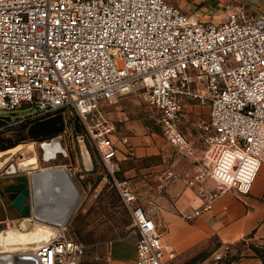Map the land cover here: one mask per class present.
I'll list each match as a JSON object with an SVG mask.
<instances>
[{"label":"built area","instance_id":"2783aa9c","mask_svg":"<svg viewBox=\"0 0 264 264\" xmlns=\"http://www.w3.org/2000/svg\"><path fill=\"white\" fill-rule=\"evenodd\" d=\"M197 80L205 89L191 94L210 110L202 125L205 149L191 179L203 202L180 213L187 221L226 194H249L264 165V14L235 7L215 22L168 0H0V111L7 113L0 116V136L61 116L85 167L88 144L94 146L106 168L103 180L129 212L137 264H173L178 254L163 240L160 207L145 209L131 180L119 177L118 154L131 160L136 152L107 107L141 86L160 112L167 140L193 153L178 127L186 116L178 94ZM87 247L58 232L32 255L38 264H81ZM229 249L220 247L217 263L235 264L225 260Z\"/></svg>","mask_w":264,"mask_h":264},{"label":"rangeland","instance_id":"374dc122","mask_svg":"<svg viewBox=\"0 0 264 264\" xmlns=\"http://www.w3.org/2000/svg\"><path fill=\"white\" fill-rule=\"evenodd\" d=\"M168 1L179 7L185 13L197 15L202 20L221 22L226 16L224 9L217 7L219 6L218 3L211 2L212 4H208V0ZM262 8L264 10V4ZM204 85L203 80H197L190 88L178 94L185 105L186 114V118L181 119L179 122V128L187 137L190 133L193 135L198 133L199 129L197 124L202 120L207 121L209 117V103H202L200 99L193 97L191 94L196 91L202 93L205 89ZM189 105H192V107L193 105H197V111H195L194 107L189 108ZM107 108L109 110V117L114 121L120 134H125V124H131L132 126L147 125V130L155 135V144L166 151V156L164 158L169 167H171L176 160L180 162L184 160L183 157L186 155L177 152L174 147L168 143L166 135L164 134V129L159 122L160 112L149 103L146 89L137 86L131 93L120 97ZM5 115H7L6 112L0 111V116ZM118 118L120 120H118ZM200 132L202 133V131ZM24 134L25 131L23 129H17L6 135L0 136V145L7 140L17 142ZM59 135H63L61 146L67 151V155L57 153L54 158L46 159L45 150L41 143H49L51 139L39 141L40 143H36L35 146L38 152L40 168L34 170V173L42 172L48 169V167H60V169L71 176L79 192V197L70 212L71 214L68 215L63 226L59 227V231H64L67 237L88 245L81 264H107L106 260L109 255V242L112 239L123 237L131 230L129 212L112 183L103 180L106 175V168L101 162L100 155L96 148L88 144L92 167L86 169L75 135H70V132H64V130ZM18 142L19 143H15L9 148L0 149V153L8 151L20 144L26 145L38 141L20 139ZM9 156L10 155H4L0 160L4 161ZM164 158L162 155H157L150 160L153 162H161ZM10 166L9 164L0 172V187H3L7 182L3 177V173L10 171ZM120 174L121 173H119V177L122 178ZM4 203L6 207L10 205L7 201H4ZM32 204L35 207L34 197H32ZM35 215V208H33V213L28 218H18L17 215H12L8 219L0 220V256L6 253L13 255H32V251L36 250L40 246V243L42 244L43 237L49 235L48 231L50 229L35 218ZM25 219L30 220L32 225L28 230H21L23 236L16 238V235L19 233L20 222ZM249 244L254 243L249 240H243L231 246L228 253H226V262L231 260L235 264H253L255 260L252 259L255 258L252 257L254 253L249 248ZM21 245H25L27 248L25 250H14V247ZM220 247L222 246L218 243L217 238L211 237L201 244L199 250L194 253V257H200L201 260L198 264H221L217 263L215 259V254ZM219 252L223 253L224 250L221 249ZM193 258L180 263L177 261V257L173 264H194Z\"/></svg>","mask_w":264,"mask_h":264},{"label":"crops","instance_id":"0c3cea01","mask_svg":"<svg viewBox=\"0 0 264 264\" xmlns=\"http://www.w3.org/2000/svg\"><path fill=\"white\" fill-rule=\"evenodd\" d=\"M211 2L218 3L217 7L224 9L225 14L235 7L264 14V0H208V4H212ZM193 107L197 111L198 106ZM193 107L189 105V108ZM204 122L206 120L197 124L199 131L194 135L190 133L187 137L182 132L193 153L181 151L168 141L177 152L186 155L182 162L176 160L171 167L164 158L166 151L155 144V135L144 124H125L124 128V135L130 137L136 157L127 160L123 152L118 154L120 176L131 180L140 204L145 209L152 203L160 207L157 219L165 227L163 240L174 247L180 263L193 258L201 244L211 237H216L220 246L229 248L243 240L264 244V165L259 170L249 194H226L215 202L210 211L203 212L191 221L180 216V213L191 212L203 202L196 194L199 184L191 183V179L195 176L196 165L205 149L200 132ZM117 144L121 146L120 143ZM157 155H162L163 161L150 160ZM168 171H173L175 177H168ZM204 184L208 189L214 187L213 181L208 178L204 180ZM12 215L17 214L11 211L10 205L6 207L0 198V220L8 219ZM59 233L65 234L64 231ZM136 240L137 236L130 233L112 239L109 242L107 264H137ZM252 260H255L253 264H261L259 259Z\"/></svg>","mask_w":264,"mask_h":264},{"label":"bare ground","instance_id":"6f19581e","mask_svg":"<svg viewBox=\"0 0 264 264\" xmlns=\"http://www.w3.org/2000/svg\"><path fill=\"white\" fill-rule=\"evenodd\" d=\"M43 146L46 159L53 157L60 149L59 145L52 146L45 143ZM4 155L10 156L4 161L0 160V170L6 168L9 164L11 165L9 169L18 173H31L40 168L37 148L33 142L26 145L20 144L8 151L1 152L0 158ZM84 162L86 167L90 169L92 161L87 153H85ZM35 176L36 201L38 205L40 204V210L36 218L50 229L48 231L49 235L42 239V243H44L50 237L55 236L59 231V227L63 226L68 215L71 214L75 202H77L79 192L72 182L71 176L60 168L46 169V171ZM69 182H72V184ZM31 225L32 222L28 219L21 221L16 238L22 237L21 230H28ZM26 248L25 245H21L14 247V250H25ZM14 258L15 255L10 253L1 255L0 264H15Z\"/></svg>","mask_w":264,"mask_h":264},{"label":"water","instance_id":"95a60500","mask_svg":"<svg viewBox=\"0 0 264 264\" xmlns=\"http://www.w3.org/2000/svg\"><path fill=\"white\" fill-rule=\"evenodd\" d=\"M75 128H76V132L79 134V138H83V135L81 134L82 129L77 121H75ZM62 141H63V136L59 135L54 137L47 144H50L52 146L59 145L60 149L59 152L57 153H64L63 148H61ZM42 147L44 149L43 144ZM56 154L51 158H54ZM57 168L60 167L49 168L47 170L57 169ZM39 173L32 172V173H19L13 175L11 177L13 182L4 187L5 192L9 193V198L11 200V207L16 211H18L23 218H28L29 216H31L33 213V208H35L36 215L40 210V204L38 205L36 201V182H35V177H36L35 175ZM72 182L69 183L72 184ZM32 197L35 198V207L32 204ZM14 260H15V264H38L36 258L33 255H28V254H17L15 255Z\"/></svg>","mask_w":264,"mask_h":264},{"label":"trees","instance_id":"16d2710c","mask_svg":"<svg viewBox=\"0 0 264 264\" xmlns=\"http://www.w3.org/2000/svg\"><path fill=\"white\" fill-rule=\"evenodd\" d=\"M25 131V134L22 138H19L17 142L12 140H7L0 145V149H6L13 146L18 141L24 139L43 141L46 139H51L58 136L64 130V122L61 116H56L47 120L39 121L32 124L29 127L21 128ZM249 248L253 251L254 255L252 256L255 259H259L261 264H264V244H249ZM200 257L196 256L193 258L194 264H198Z\"/></svg>","mask_w":264,"mask_h":264},{"label":"flooded vegetation","instance_id":"af4514ba","mask_svg":"<svg viewBox=\"0 0 264 264\" xmlns=\"http://www.w3.org/2000/svg\"><path fill=\"white\" fill-rule=\"evenodd\" d=\"M3 177L7 180V182L5 183V185L3 187H0V196H1V199L4 200V201L9 202L10 203V209H11V211L12 212H16L18 218H20V217H22L21 214L18 211H16L15 209H13L11 207V200L9 198V193L5 192V190H4V187L6 185H8V184H10V183L13 182V180L11 179L12 176L11 175L10 176L9 175H4ZM0 185H1V183H0Z\"/></svg>","mask_w":264,"mask_h":264}]
</instances>
